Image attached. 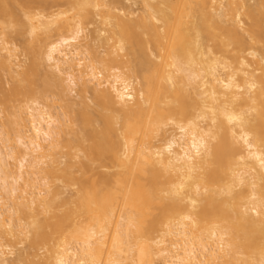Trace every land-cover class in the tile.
<instances>
[{
	"label": "bare ground",
	"instance_id": "6f19581e",
	"mask_svg": "<svg viewBox=\"0 0 264 264\" xmlns=\"http://www.w3.org/2000/svg\"><path fill=\"white\" fill-rule=\"evenodd\" d=\"M0 121V264H264V0H0Z\"/></svg>",
	"mask_w": 264,
	"mask_h": 264
},
{
	"label": "rangeland",
	"instance_id": "374dc122",
	"mask_svg": "<svg viewBox=\"0 0 264 264\" xmlns=\"http://www.w3.org/2000/svg\"><path fill=\"white\" fill-rule=\"evenodd\" d=\"M124 3H125V2H124ZM126 5H127V2H126ZM132 7L135 8V6H132ZM89 27H90V26H89ZM91 28H92V27H91ZM88 29H89V28H88ZM89 30H90V29H89ZM89 30H87V35H88V36H86V40H87V38H88L87 42H88L90 45H92V46H94V47H97L99 41L97 40V41H98V42H97L96 39H95V40L92 39V40H94V42L91 41L90 36H91L92 32H89ZM85 33H86V32H85ZM91 37H92V36H91ZM17 38H18V39H17ZM17 38H16V39H17L16 42H18V41H19L18 43L22 42V41L20 40L19 37H17ZM92 38H93V37H92ZM90 42H91V43H90ZM19 50H20V49H18V52H19ZM99 50H102V48H99ZM19 59H20V60H24V56H23V55H20V56H19ZM75 90H76V91H75ZM75 90H74V93H72V94H73L72 99H75V101L77 102V106H75V108H76V107L79 106V105H78V100H79L78 97H79V96L77 95L79 91H77V89H75ZM86 100H87L88 103H89V99H86ZM55 101L57 102L58 106H60V107H58L57 104H56V102H55V104H54V107H55V108H52L54 111H53V110H51V111H53V112L56 114V112L58 113V112H61V111H62V110H59V109L62 107V105H59V103L62 104V101H60V102H59V100H58V101L55 100ZM58 102H59V103H58ZM90 103H91V102H90ZM73 106H74V105H73ZM56 107H57V108H56ZM55 109H56L57 111H56ZM61 109H62V108H61ZM58 110H59V111H58ZM55 111H56V112H55ZM0 122H1V121H0ZM0 125H1V124H0ZM0 127H1V126H0ZM12 255H13V254H11V255L9 254L8 258H9L10 256L13 257ZM14 255H15V254H14ZM9 259H10V258H9Z\"/></svg>",
	"mask_w": 264,
	"mask_h": 264
},
{
	"label": "snow or ice",
	"instance_id": "6c2138e0",
	"mask_svg": "<svg viewBox=\"0 0 264 264\" xmlns=\"http://www.w3.org/2000/svg\"><path fill=\"white\" fill-rule=\"evenodd\" d=\"M55 50H56V46L54 45L53 48L50 50V53H51V52H54ZM48 59H49V60L52 59L51 54H49ZM229 119L232 120V119H235V117H231V116H230ZM182 131H183V129H182ZM192 147H193V148H197L196 143H193ZM170 149H171V145H169V150H170ZM61 264H63V262H61Z\"/></svg>",
	"mask_w": 264,
	"mask_h": 264
}]
</instances>
